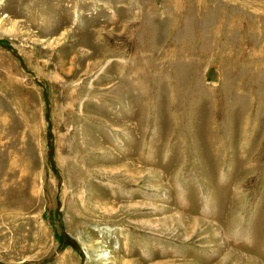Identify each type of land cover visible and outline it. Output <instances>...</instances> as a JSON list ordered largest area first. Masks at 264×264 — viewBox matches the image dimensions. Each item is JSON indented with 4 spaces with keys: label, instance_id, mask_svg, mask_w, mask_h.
<instances>
[{
    "label": "rangeland",
    "instance_id": "1",
    "mask_svg": "<svg viewBox=\"0 0 264 264\" xmlns=\"http://www.w3.org/2000/svg\"><path fill=\"white\" fill-rule=\"evenodd\" d=\"M0 264H264V0H0Z\"/></svg>",
    "mask_w": 264,
    "mask_h": 264
}]
</instances>
